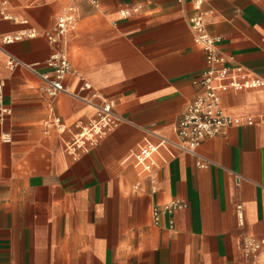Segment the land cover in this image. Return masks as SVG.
Segmentation results:
<instances>
[{"label": "crops", "instance_id": "obj_1", "mask_svg": "<svg viewBox=\"0 0 264 264\" xmlns=\"http://www.w3.org/2000/svg\"><path fill=\"white\" fill-rule=\"evenodd\" d=\"M96 1L0 0V41L34 33L0 42L10 109L0 123V264H264V245L251 256L241 249L247 236L264 238V124L230 126L204 139L197 152L213 161L207 167L161 149L153 182L131 157L149 138L145 128L176 138L185 106L202 91L205 52L188 23L192 0ZM203 9L227 64L264 79V0H204ZM70 13L74 26L50 45L45 33ZM55 50L79 72L55 96L35 73L6 65L12 55L49 71L44 62ZM92 93L113 99L127 122L96 145L72 149L75 126L94 116L84 100ZM221 106L232 115L262 113L264 86L224 92ZM52 116L64 132L48 124ZM231 172L242 177L239 184ZM176 199L187 206L161 211L155 224L152 207Z\"/></svg>", "mask_w": 264, "mask_h": 264}, {"label": "built area", "instance_id": "obj_2", "mask_svg": "<svg viewBox=\"0 0 264 264\" xmlns=\"http://www.w3.org/2000/svg\"><path fill=\"white\" fill-rule=\"evenodd\" d=\"M93 5H97L96 0H90ZM181 2L182 0H177ZM194 13L188 17V23L193 31L194 41L201 45L205 52L206 67L201 72L198 79L202 91L193 100L185 106L174 132L176 138L166 137L156 131L145 128L149 138L139 146L137 151L132 153L131 157L139 169L146 173L150 181H154V172L158 166L157 155L161 149L168 152L169 157L175 153H185L195 157L197 167H207L213 161L201 156L197 148L206 138L215 137L225 128L238 125L264 124V112L258 114L232 115L226 113L221 106V94L227 91H242L256 89L264 86V79L249 71L240 64H227L229 58L222 54L217 43L221 37L210 34L207 30L206 11L203 9L204 0H192ZM139 9L138 6L122 8L119 10L121 17H127ZM72 9H70L71 11ZM4 17L0 9V18ZM75 24V17L70 14L60 15L57 17L52 28L45 33V37L50 45H55L63 39L69 29ZM34 33L21 32L15 36H4L1 38L2 43H10L14 40L21 39L24 36H32ZM8 67L21 66L36 75L44 82L43 89L50 95L55 96L60 92H66L67 87L63 81L69 75H79L68 60L65 51L55 50L51 56L44 62L50 70L40 71L39 63H24L18 58L9 55L6 61ZM95 110L94 116L86 124H77L69 147L80 149L89 143L91 146L96 143L107 132L113 130L119 124L127 122V118L115 109L113 99L92 93L89 98H84ZM10 113L8 106L3 101V84L0 82V123ZM48 124L55 126L60 132L66 130L65 125L60 117L52 116ZM2 140H9L8 134L1 136ZM166 161V158L163 159ZM235 184L242 181V177L231 172ZM152 187V191H154ZM187 203L183 200L176 199L166 203L162 207L153 206L151 215L153 222L158 223L159 214L165 211L173 214L178 209H183ZM237 223H243L242 205L238 203L235 207ZM173 225V218L169 219V226ZM264 245V238H254L247 236L242 240L241 249L245 256H251L258 253Z\"/></svg>", "mask_w": 264, "mask_h": 264}]
</instances>
